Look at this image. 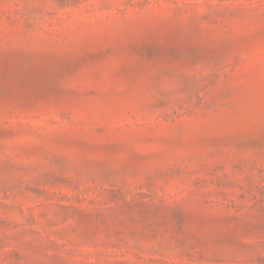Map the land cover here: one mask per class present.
Here are the masks:
<instances>
[{"label":"rangeland","instance_id":"374dc122","mask_svg":"<svg viewBox=\"0 0 264 264\" xmlns=\"http://www.w3.org/2000/svg\"><path fill=\"white\" fill-rule=\"evenodd\" d=\"M0 264H264V0H0Z\"/></svg>","mask_w":264,"mask_h":264}]
</instances>
